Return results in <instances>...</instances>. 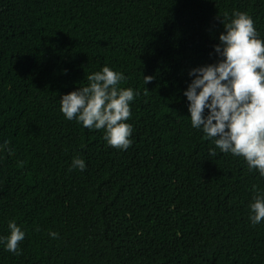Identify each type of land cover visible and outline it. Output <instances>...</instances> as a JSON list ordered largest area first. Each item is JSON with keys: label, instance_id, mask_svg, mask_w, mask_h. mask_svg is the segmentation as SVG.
Returning a JSON list of instances; mask_svg holds the SVG:
<instances>
[{"label": "trees", "instance_id": "16d2710c", "mask_svg": "<svg viewBox=\"0 0 264 264\" xmlns=\"http://www.w3.org/2000/svg\"><path fill=\"white\" fill-rule=\"evenodd\" d=\"M236 11L264 41V0H0V264H264V177L191 126L184 95ZM105 66L139 92L126 150L61 112Z\"/></svg>", "mask_w": 264, "mask_h": 264}, {"label": "clouds", "instance_id": "9594fccd", "mask_svg": "<svg viewBox=\"0 0 264 264\" xmlns=\"http://www.w3.org/2000/svg\"><path fill=\"white\" fill-rule=\"evenodd\" d=\"M222 23L225 31L214 46L222 59L189 72L194 79L184 95L190 102L191 126L202 129L221 152L242 157L249 170L256 169L264 177V41L258 38L253 20L245 12L236 11L230 22ZM153 79L143 76L144 85ZM87 80V86L61 97V112L87 129H104L108 145L128 149L133 131L127 123L132 115L130 102L139 92L120 87L126 77L107 66L88 75ZM8 143L5 141L4 147L11 154ZM209 154L215 157L217 153L210 148ZM24 163L21 161L18 166ZM85 167V161L75 157L70 170L83 171ZM250 209V220L255 226L264 220V196H257ZM8 228L6 248L19 255L18 246L25 232L15 221H10ZM49 235L55 239L58 234Z\"/></svg>", "mask_w": 264, "mask_h": 264}]
</instances>
